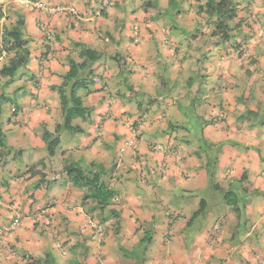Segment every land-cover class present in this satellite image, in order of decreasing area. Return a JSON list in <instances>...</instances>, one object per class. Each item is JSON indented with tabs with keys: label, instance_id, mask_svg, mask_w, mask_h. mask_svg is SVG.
<instances>
[{
	"label": "crops",
	"instance_id": "obj_1",
	"mask_svg": "<svg viewBox=\"0 0 264 264\" xmlns=\"http://www.w3.org/2000/svg\"><path fill=\"white\" fill-rule=\"evenodd\" d=\"M32 1L42 9L0 0V41L21 23L30 52L12 83L0 77V99L24 88V114L0 150V264L47 254L57 264H264V197L249 198L240 228L226 203L230 188L264 193V0H234L233 39L223 45L197 0H174L177 17L170 0ZM82 46L102 55L91 93L80 92L91 114L47 164L41 130L62 122L53 88L71 60L82 62ZM34 135L44 143L24 149ZM206 142L221 150L217 164L213 150L198 157ZM70 157L105 169L118 219L101 224L83 206L64 172Z\"/></svg>",
	"mask_w": 264,
	"mask_h": 264
},
{
	"label": "trees",
	"instance_id": "obj_2",
	"mask_svg": "<svg viewBox=\"0 0 264 264\" xmlns=\"http://www.w3.org/2000/svg\"><path fill=\"white\" fill-rule=\"evenodd\" d=\"M173 2L174 0H170L168 9H172ZM197 3L199 7L198 15H205L212 23L211 36L218 39L220 44L231 42L233 30L230 23L237 17V4L234 0H197ZM176 12L180 13V11ZM2 43V51L4 50L7 53L6 57L14 52L15 55L11 56L1 68L0 77L13 79L20 71L24 70L30 59L28 42L23 40V24L19 23L18 26L4 31ZM79 57L82 62L71 60L69 71L62 79V83L53 88L60 100L62 122L56 127L55 133L49 131L43 133V141L46 143L50 157L55 156L61 144L60 134L62 132L85 133L81 126L73 125V122L77 119L85 122L91 114L90 108L84 106L83 98L79 95V92L91 93L89 89L93 85L95 77L94 65L102 59V55L95 50L82 46ZM171 129L178 128L171 125ZM215 147L214 144L209 142H206L203 146L200 145L198 147V157H202L201 151L213 150L215 158L212 162L217 164V158L220 156L221 150H215ZM3 149L7 150L8 145L0 127V150ZM64 172L67 179L83 192L82 204L87 207L90 215L94 216L98 212L101 224L108 222L111 217L118 219L119 215L113 210L112 204H119L120 198L116 197V189L110 185L107 172L102 166L97 165L95 169L94 167H86L81 161L72 160L64 166ZM247 179L246 174H244L240 181L247 183ZM261 195L264 197L263 192L252 188V186L243 187L240 193L232 188L227 192L226 203L235 213L239 228L247 225L246 209L250 204L249 198L252 196L261 197ZM116 198H119L118 203L115 202ZM202 209L203 206L193 215L189 224L202 214ZM148 233L150 232L148 231L145 239L141 241L142 245L151 242V235ZM25 264H56V259L52 254H47L44 258L29 257Z\"/></svg>",
	"mask_w": 264,
	"mask_h": 264
},
{
	"label": "rangeland",
	"instance_id": "obj_3",
	"mask_svg": "<svg viewBox=\"0 0 264 264\" xmlns=\"http://www.w3.org/2000/svg\"><path fill=\"white\" fill-rule=\"evenodd\" d=\"M173 5L174 6H172V9H168L169 11L168 12H170L171 13V16L172 17H177L180 13H177L176 11H179V10H182V7H181V5L179 4V3H177L176 1H174L173 2ZM166 17H169L168 15H165V18ZM133 29H134V27L132 26L131 28H130V33L131 34H133ZM201 29L199 28V31H200ZM212 34V33H211ZM211 34H210V37H211ZM215 41H219L218 39H216ZM209 42V41H208ZM207 45H209V43L207 44ZM213 45V44H212ZM223 45V44H222ZM216 46V45H215ZM211 50H212V53H213V51H214V48H211ZM216 55H214L213 57H214V59H216L217 58V55H218V51H215L214 52ZM224 56V55H223ZM222 56V57H223ZM8 57V56H7ZM7 57H5V59H4V63H3V66H4V64H6L7 62H8V59H7ZM210 57H212V55H208V58H207V60L205 61V60H203L202 61V66H204L206 63H207V61H208V59L210 58ZM7 61V62H6ZM2 66V67H3ZM8 80H10V78H6V81H8ZM12 81H13V79H11L10 81H9V83H12ZM20 81V79L18 78H16V79H14V83L15 82H19ZM14 89H15V91L12 93V94H8V96H7V98L6 99H1L0 100V121H1V125H0V127H1V129H2V131H3V134H4V136L6 137H8V135L10 134V132L12 131V129H13V127H9V124H10V122H11V125H13L14 123V120L16 119V117H18V116H21L22 115V113L24 114V112H23V94H24V92L22 93L21 91H23L24 90V88L22 87V88H20L19 87V85L18 84H15V87H14ZM81 92V91H80ZM80 92H79V95H80ZM59 100V99H58ZM15 107H18L19 108V111H18V113L15 115V113H12L11 111H12V109L13 108H15ZM16 109V108H15ZM79 124V120L77 119V120H75L74 122H73V125H78ZM57 127V126H56ZM56 127L55 128H50V129H47V128H45V127H43L42 128V130H41V133L43 134L45 131H49V132H51V133H55L56 132ZM75 135H82V134H71V133H69V132H67V131H64V132H62L61 134H60V139H61V144H60V146H59V148L57 149V154L56 155H60L61 154V151L62 150H66V149H68L69 148V146H68V143L69 142H75L76 143V141H78V136H75ZM40 140H41V138L39 137H37L36 135H34V141H29L28 140V136H26V139H25V141H24V143H23V145L24 144H26L27 143V146L24 148V149H29L30 147H33V148H37L39 145H38V143L40 142ZM6 141V140H5ZM41 142H43L42 140H41ZM114 142V141H113ZM44 143V142H43ZM133 143V145H134V142H132ZM7 144V143H6ZM47 151V150H46ZM45 159H44V157L43 156H41L40 158H42L43 160H45L46 162H47V164H49V159H50V156H49V153H48V151H47V153L45 154ZM68 161H69V159H68ZM72 161V158L70 157V161L69 162H71ZM19 163V162H18ZM262 198V197H261ZM94 216H96L97 218L96 219H101V218H99L98 216V212H96V214L94 215ZM261 218V217H260ZM264 219V218H263ZM260 220V219H259ZM142 245V244H141ZM54 256V255H53ZM45 257V256H44ZM43 257V258H44ZM54 258H55V256H54ZM56 259V258H55ZM56 264H57V261H56Z\"/></svg>",
	"mask_w": 264,
	"mask_h": 264
},
{
	"label": "built area",
	"instance_id": "obj_4",
	"mask_svg": "<svg viewBox=\"0 0 264 264\" xmlns=\"http://www.w3.org/2000/svg\"><path fill=\"white\" fill-rule=\"evenodd\" d=\"M10 1H14V2H16L18 4H21V5H24L26 7L35 8V9H42V6H41V4L39 2H34L32 0H10ZM69 12L70 13H76L77 11L75 9H71ZM133 31H134L133 39H134V42L137 43L138 42V38H137L138 29L135 27ZM0 48L1 49L3 48L2 42L0 43ZM2 54H3V57H4L5 53L3 52ZM3 57H2V59H3ZM13 111H15V110H13ZM115 202L118 203L119 202V198H116ZM17 223H18V221H15L13 226H12V228H14L17 225Z\"/></svg>",
	"mask_w": 264,
	"mask_h": 264
},
{
	"label": "clouds",
	"instance_id": "obj_5",
	"mask_svg": "<svg viewBox=\"0 0 264 264\" xmlns=\"http://www.w3.org/2000/svg\"><path fill=\"white\" fill-rule=\"evenodd\" d=\"M72 14H77V12L76 13H72ZM2 42V40L0 41V43ZM3 44V43H2ZM3 49V48H2ZM2 49L0 48V54L1 55H3L2 53L4 52L5 53V55H4V57H3V59L2 60H4L5 59V57H6V55H7V53L3 50L2 51ZM13 110H15V111H13ZM13 110H12V113H15L16 112V109L15 108H13ZM15 222V221H14ZM13 222V223H14ZM19 223V222H18Z\"/></svg>",
	"mask_w": 264,
	"mask_h": 264
}]
</instances>
